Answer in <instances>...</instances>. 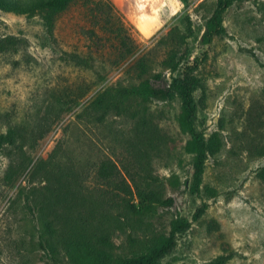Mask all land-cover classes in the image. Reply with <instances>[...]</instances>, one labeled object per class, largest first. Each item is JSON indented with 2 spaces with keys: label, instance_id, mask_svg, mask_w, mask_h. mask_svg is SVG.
Listing matches in <instances>:
<instances>
[{
  "label": "rangeland",
  "instance_id": "rangeland-1",
  "mask_svg": "<svg viewBox=\"0 0 264 264\" xmlns=\"http://www.w3.org/2000/svg\"><path fill=\"white\" fill-rule=\"evenodd\" d=\"M8 37L0 135L14 130L17 142L0 148V264H72L65 243L100 236L116 261L144 255L174 220L191 226L159 264H264V0H80L53 29L0 8ZM184 71L199 81L198 130L223 142L199 193L178 124ZM132 87L167 96L117 95ZM104 91L111 111L99 122L93 102ZM105 162L115 177H100ZM118 183L133 203L144 189L173 204L135 217Z\"/></svg>",
  "mask_w": 264,
  "mask_h": 264
},
{
  "label": "trees",
  "instance_id": "trees-1",
  "mask_svg": "<svg viewBox=\"0 0 264 264\" xmlns=\"http://www.w3.org/2000/svg\"><path fill=\"white\" fill-rule=\"evenodd\" d=\"M80 0H43L37 1L27 8L11 5L0 0V8L4 10L19 12L20 14H29L30 16H39L50 29L55 27L58 18L65 13L72 5ZM212 38V34L208 35ZM122 46L126 45V37L121 34L117 35ZM16 41L12 37H8L0 41V52L10 50L15 47ZM143 71L146 67L140 64ZM177 87L181 91L182 110L179 116L178 124L182 133L188 136L185 145V151L194 156V175H193V191L200 192L203 182L206 162L209 157L217 155L222 147L223 142L218 133H214L210 138L205 136L197 128V104L194 97V91L199 86L197 78L190 75L189 71H184L180 80L176 81ZM146 93L152 96L166 97L167 91L162 89L149 88L147 92L141 91L135 87L122 88L117 91V95L121 99L130 97L146 96ZM107 93H100L97 100L93 102L97 120L103 122L111 111V106L100 97H104ZM114 108L119 109V103H114ZM17 142V134L14 130H9L6 134L0 135V148L4 145L14 146ZM116 167L109 162L101 165L99 175L102 179H110L117 175ZM258 178L264 182V167L259 169ZM118 189L125 193L123 196L124 207L135 217H143L154 213L159 206L170 207L173 204L172 199L162 198L153 190L137 189L135 195L138 203H133V190L127 184L118 183ZM207 205H203L194 215L193 220H198L204 214ZM191 223L184 220H174L171 223V229L168 234H161L151 239L147 246V253L144 255H133L128 258L116 261L111 251L112 243L108 236H100L95 240L81 239L65 243L64 251L72 264H159V261L170 253L176 246L177 234L186 230ZM226 258H220L216 264H225Z\"/></svg>",
  "mask_w": 264,
  "mask_h": 264
}]
</instances>
